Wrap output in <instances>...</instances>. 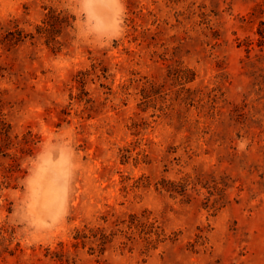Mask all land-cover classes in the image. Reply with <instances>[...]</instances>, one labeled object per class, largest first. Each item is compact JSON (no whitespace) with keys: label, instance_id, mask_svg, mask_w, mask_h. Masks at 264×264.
I'll use <instances>...</instances> for the list:
<instances>
[{"label":"rangeland","instance_id":"374dc122","mask_svg":"<svg viewBox=\"0 0 264 264\" xmlns=\"http://www.w3.org/2000/svg\"><path fill=\"white\" fill-rule=\"evenodd\" d=\"M123 4L0 0V264H264V0Z\"/></svg>","mask_w":264,"mask_h":264},{"label":"trees","instance_id":"16d2710c","mask_svg":"<svg viewBox=\"0 0 264 264\" xmlns=\"http://www.w3.org/2000/svg\"><path fill=\"white\" fill-rule=\"evenodd\" d=\"M260 7H261V13L263 15L260 17V20L257 24L255 34H256V39H257L258 44L261 46H264V5H261ZM63 22H65V21H63ZM46 29H49V28H46ZM193 79H194V76H193V78H191V80H193Z\"/></svg>","mask_w":264,"mask_h":264},{"label":"clouds","instance_id":"9594fccd","mask_svg":"<svg viewBox=\"0 0 264 264\" xmlns=\"http://www.w3.org/2000/svg\"><path fill=\"white\" fill-rule=\"evenodd\" d=\"M119 9H120V21H121V30H122V21H123V16H124V4L123 0H117Z\"/></svg>","mask_w":264,"mask_h":264}]
</instances>
